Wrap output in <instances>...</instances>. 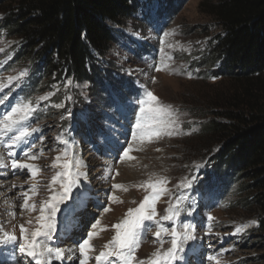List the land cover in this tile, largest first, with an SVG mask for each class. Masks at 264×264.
Returning <instances> with one entry per match:
<instances>
[{
  "label": "rangeland",
  "instance_id": "374dc122",
  "mask_svg": "<svg viewBox=\"0 0 264 264\" xmlns=\"http://www.w3.org/2000/svg\"><path fill=\"white\" fill-rule=\"evenodd\" d=\"M214 1L140 0L142 8L134 17L123 25L109 23L115 42L105 58H99V67L107 73L96 89L88 82L55 79L46 71L32 69L28 62L16 61L19 40L0 29V120L18 104L34 109L12 132L0 131V158L5 165L0 166V234L14 231L21 238V224L30 231L38 226L43 203L62 190V181L52 184V177L72 161L73 173L84 172L86 177L80 178V187L73 189V199L67 202L72 211L60 205L56 239L49 243L66 250V255L52 264H79L78 242L90 230L99 235L91 241L88 264H97L95 256L106 251L104 245L115 235L112 225L151 195L148 184L157 181L165 182L166 191L156 203V220L162 221L166 209L182 198L177 215L162 221L163 226L169 232L173 228L182 232L183 224L191 222L197 239L182 242L183 250L171 261L166 253L172 236L155 237L159 226L145 221L146 234L135 250L137 261L146 259L150 264L159 253L162 264H264V237L257 229L262 212L252 202L250 191L224 179L215 167L221 142L206 127L211 120H222L218 112L238 103L243 89L238 81L218 73V65L208 55L220 31L209 13ZM149 90L171 106L170 119L175 123L167 131L173 134L164 131L151 140H132L137 98ZM82 114L87 118L82 119ZM25 127L37 130L10 148L9 138ZM129 142L134 159L122 157ZM12 158L33 165L36 175L29 169H12ZM116 184L123 187L117 189ZM31 185L37 186L35 195L29 192L28 201L35 211L22 207L23 193ZM112 193L115 199H110ZM76 197L79 200L73 203ZM109 205L111 210L105 212ZM96 219L100 224L90 229ZM69 241L73 245L68 246ZM15 247L0 246V264H16ZM24 264H32L31 259L26 258Z\"/></svg>",
  "mask_w": 264,
  "mask_h": 264
},
{
  "label": "trees",
  "instance_id": "16d2710c",
  "mask_svg": "<svg viewBox=\"0 0 264 264\" xmlns=\"http://www.w3.org/2000/svg\"><path fill=\"white\" fill-rule=\"evenodd\" d=\"M209 7L220 31L208 55L218 73L243 88L238 103L218 112L222 120L206 125L221 142L214 165L252 193L264 237V0H215ZM141 8L140 0H0V29L19 40L16 61L96 89L107 73L99 58L115 42L109 23L123 25Z\"/></svg>",
  "mask_w": 264,
  "mask_h": 264
},
{
  "label": "snow or ice",
  "instance_id": "6c2138e0",
  "mask_svg": "<svg viewBox=\"0 0 264 264\" xmlns=\"http://www.w3.org/2000/svg\"><path fill=\"white\" fill-rule=\"evenodd\" d=\"M161 70L157 68V71ZM23 75V73L21 74ZM10 80L13 78H9ZM136 104L138 106V115L135 117V129L136 133L133 134L132 140L137 138L143 140L145 138L151 140L153 136H159L161 132L166 131L167 135H172L171 131H167L171 128L175 121L171 120L172 115L171 106L164 105L160 102L159 98L152 92L146 91L143 93L142 97H138ZM34 109L28 105H16L9 111L3 120H0V131L5 134L12 132L17 126L21 125L26 121L29 116L33 113ZM87 114H82V119H86ZM37 129L32 128L29 130L28 127L23 128L19 132V135L10 137L11 143L9 147L11 148L17 142L23 141L29 137L32 132ZM132 151L131 142L128 146L124 148L122 157L134 159L130 156ZM25 156L30 155L29 152L24 153ZM9 156L13 157L14 154L9 152ZM32 159H37L36 156L32 155ZM60 159L59 156L56 158ZM0 166H5L3 164L2 158H0ZM12 169H29L32 176L36 175L34 166L21 162L17 158L11 159ZM76 165L72 161H67L64 164L65 171L57 172L56 175L52 177V184H55L58 180L62 181V190L58 193H54L51 198L43 203L40 209V214L37 217V227L33 230L25 227L21 224L20 232L22 234L21 238H18L15 232L3 231L0 234V246L16 245L13 256L15 257L16 264H24L26 258H30L32 264H52L53 259L63 260L65 259L64 251L59 247H52L49 242L56 239L57 232V214L60 212V205L65 204L72 197V192L74 188L80 187V178L86 177L84 172L73 173L72 168ZM117 174H119L117 172ZM164 181H157L155 183L149 182L148 187L152 188V194L145 196L143 201L135 209H129L121 222L112 225L116 230L115 235L112 240L104 245L106 251H101L99 255L95 256L97 264H110L113 260L122 261V264H144L143 261H137L135 250L139 247L142 242V235L146 234L147 227L144 226L145 221H152L154 224L159 226L158 231L154 233V236L160 238L162 233H168L172 236L171 247L167 250L166 256L169 260L175 261L178 257L177 252L182 251V242L194 241L197 239L195 233V225L191 222H185L183 224V231L178 232L175 228L169 232L168 228L163 226L162 221L172 220L179 212V205L182 198H177L176 204L174 206H169L166 211L167 215L162 217V221L156 220L158 215L156 211V203L160 198L162 191L166 189L162 188ZM15 187V185H13ZM36 185H31L30 189L23 193L24 201L23 208L31 207L32 211H35V205H29L28 201L31 199V195L36 194ZM117 189L122 188L120 184L114 186ZM186 187H191V184L186 185ZM29 192L31 195H29ZM110 199H115V194L112 193ZM79 200L76 197L73 203ZM110 205L105 206L104 211H110ZM66 211L71 212L72 206L67 205ZM211 219V217H209ZM31 224L32 221L27 222ZM100 224V220L96 219L90 225V229H96ZM142 227H144V233L141 232ZM239 231V229H238ZM98 233L95 231H89L86 238L78 242V249L80 254L79 264H88L90 259L88 253L93 249L91 243L93 237L97 236ZM19 255H16V254ZM150 264H162L161 256L157 253L156 258L150 261Z\"/></svg>",
  "mask_w": 264,
  "mask_h": 264
},
{
  "label": "bare ground",
  "instance_id": "6f19581e",
  "mask_svg": "<svg viewBox=\"0 0 264 264\" xmlns=\"http://www.w3.org/2000/svg\"><path fill=\"white\" fill-rule=\"evenodd\" d=\"M9 133H10V132H9ZM9 136H10V135H9ZM3 156H4V155H3ZM0 157H2V156H0ZM7 174L11 175V173H8V172H7ZM82 228L85 229L84 226H82ZM84 229H83V230H84ZM97 233H98V235H99V232H97ZM98 235H97V236H98ZM70 245H73V243L69 241L68 246H70ZM65 251H66V250H65ZM65 251H64V252H65ZM65 253H66V252H65ZM65 253H64V255H66ZM2 254H3V253H1V256H2ZM1 259H2V260H5V258H3V257H1ZM70 260H71V259H70ZM145 260H146V259H145ZM145 260H144V263L146 264V261H145ZM60 261H61V260H60ZM67 262H68V261H67ZM67 262H65L64 264H70V263H71V261L68 262V263H67ZM71 264H74V262L71 263Z\"/></svg>",
  "mask_w": 264,
  "mask_h": 264
}]
</instances>
